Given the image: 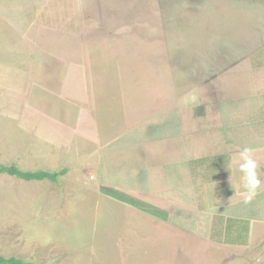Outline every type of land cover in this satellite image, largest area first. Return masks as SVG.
I'll return each mask as SVG.
<instances>
[{"label": "rangeland", "instance_id": "374dc122", "mask_svg": "<svg viewBox=\"0 0 264 264\" xmlns=\"http://www.w3.org/2000/svg\"><path fill=\"white\" fill-rule=\"evenodd\" d=\"M0 162L69 169L0 173L6 257L264 264V0H0Z\"/></svg>", "mask_w": 264, "mask_h": 264}, {"label": "trees", "instance_id": "16d2710c", "mask_svg": "<svg viewBox=\"0 0 264 264\" xmlns=\"http://www.w3.org/2000/svg\"><path fill=\"white\" fill-rule=\"evenodd\" d=\"M69 171L68 168H62L60 170L50 171V170H24L16 166L15 164H4L0 162V173H6L8 175L16 176L19 179H23L26 181H32V180H49L54 183H59V179L61 176L67 174ZM107 192L117 195L116 192H112L109 189H106ZM107 193V194H109ZM113 196V195H112ZM115 197V196H114ZM120 197V198H119ZM118 199L129 203L135 207H138L150 214H154L156 216H160L162 218H165V215L161 213L160 211L154 210L153 207L150 205H146V203L142 202L141 200L128 195H120ZM0 264H36L33 261L25 260L21 257L17 256H9L6 257L4 255L0 254Z\"/></svg>", "mask_w": 264, "mask_h": 264}, {"label": "crops", "instance_id": "0c3cea01", "mask_svg": "<svg viewBox=\"0 0 264 264\" xmlns=\"http://www.w3.org/2000/svg\"><path fill=\"white\" fill-rule=\"evenodd\" d=\"M106 189H109V190H111L110 188H106ZM106 189H105V192L106 193H109V192H107L106 191ZM112 192H116V191H114V190H111ZM117 193V195H114V194H112L113 196H115V198H118L120 195H128V194H122V193H119V192H116ZM108 195H111V193H109ZM111 195V196H112ZM128 196H131V195H128ZM120 198V197H119ZM120 200V199H119ZM122 201V200H121ZM124 202V201H123ZM129 204V203H128Z\"/></svg>", "mask_w": 264, "mask_h": 264}]
</instances>
